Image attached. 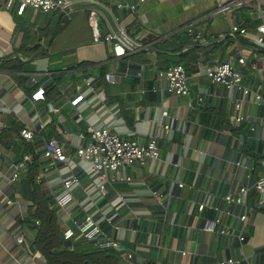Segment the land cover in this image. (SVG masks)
Wrapping results in <instances>:
<instances>
[{
    "label": "crops",
    "instance_id": "crops-1",
    "mask_svg": "<svg viewBox=\"0 0 264 264\" xmlns=\"http://www.w3.org/2000/svg\"><path fill=\"white\" fill-rule=\"evenodd\" d=\"M128 1L137 4L134 13L108 0H75L69 13L28 7L20 15L15 8L0 7V121L6 125L0 130V264H49L25 224L46 204L55 210L61 232L75 230L74 223L90 214L107 237L133 252V264H213L243 256L251 264H264V195L255 193L248 200L254 209L242 246L236 238L204 231V221L216 213L205 209L198 214L194 207L202 200L221 203L232 185L264 174L259 163L264 153L263 106L251 94L211 86L204 74L208 64H235L240 49H252L254 56L243 67V84L264 96V48L255 44L256 26L245 25L259 20L264 0H245L228 10L220 7L231 0ZM91 11L103 14L101 35L123 26L140 47L118 57L112 43L95 42ZM234 24L246 28L247 36H229ZM188 27L201 31L207 42L192 41ZM179 60L188 70L189 96L167 94L166 81L158 76ZM39 87L44 88V99L34 100L31 95ZM200 93L203 101L198 105ZM79 94L82 100L72 105ZM231 95L241 100L240 112L247 117L239 125L230 122L235 111ZM48 103L55 111L48 110ZM160 108L172 121L168 131L158 125L164 120ZM25 126L33 130L31 142L20 135ZM102 126L140 142L155 135L160 150L158 160L121 168L120 174L131 180L116 181L104 193L90 164L70 156L80 144V131ZM50 137L63 146L67 159L43 175L41 166L32 170L31 165L12 182L23 154L39 159ZM238 160L253 167L249 180L247 170L235 165ZM71 174L80 185L71 186L74 201L62 211L56 199L64 193L62 180ZM177 182L184 186L177 187ZM232 210L241 212L237 206ZM20 234L21 244L16 241ZM52 249L56 263L50 264H125L121 250H114V257L77 232L70 239L63 235Z\"/></svg>",
    "mask_w": 264,
    "mask_h": 264
},
{
    "label": "built area",
    "instance_id": "built-area-1",
    "mask_svg": "<svg viewBox=\"0 0 264 264\" xmlns=\"http://www.w3.org/2000/svg\"><path fill=\"white\" fill-rule=\"evenodd\" d=\"M75 0H0V7L5 10L16 9V12L20 15L23 14L26 8H32L36 11L44 13L48 12H62L69 13ZM115 5L119 10L134 13L137 4L129 2L128 0H108ZM144 0H139L143 2ZM245 0H231L224 6H221V10H228L231 7H239L244 5ZM103 14L96 11L89 13V25L92 29L93 40L95 42H110L113 46L115 56H122L126 53L135 52L140 43L132 39L126 32L123 26H118L116 29H110L104 35H101L98 29V24L102 20ZM260 23L256 26L255 44L258 48H264V10L259 11ZM188 36L192 41L197 43H206L207 37L201 32L192 27L186 29ZM248 34L246 28L240 27L238 24H234L230 27L229 36L234 37L240 35L246 37ZM252 49L250 51L242 48L239 50L236 63L231 61H214L208 64L205 68V76L208 79L211 86L223 87L229 92H239L243 96L252 95L255 103L263 106L264 109V96L261 90L252 89L243 84V67L253 58ZM252 69L256 70V66L253 64ZM113 74H107L109 79ZM159 78H163L166 81L164 90L167 94H173L178 96H189L191 94V84L187 75L185 67L180 63H175L162 71L158 72ZM86 85H89L86 82ZM31 97L34 100L44 99V88L39 87L35 90ZM83 95L79 94L70 101L72 105H77L82 100ZM231 102L234 105L235 111L230 115V122L233 125L242 124L247 117L243 115L241 110V100L235 95H231ZM203 101L202 94L196 96V103L200 105ZM49 111H55L50 103L47 104ZM159 116L164 120L159 122L158 125L166 131L172 126V121L168 115L167 110L160 108ZM5 124L0 121V130L5 128ZM21 137L31 142L34 136L33 130L25 126L20 130ZM80 144L73 148L70 152L71 157L78 158L85 162H88L91 166V171L96 175L99 185L98 189L104 193L106 187L116 181H130V176H122L120 169L123 167L133 166L134 164L144 165L146 160L153 159L158 160L160 157V150L157 144V137L155 135L149 136V138L140 142L138 140L124 138L115 131H112L106 126L99 128L88 127L86 131H80L78 133ZM39 159L46 161L41 166V175L49 172L56 162H64L67 159V155L64 152L63 146L55 138H47L44 142L43 150L39 154ZM34 158L32 153L25 152L21 161L15 166L16 171L12 174L11 181L15 182L19 178L20 172H26L33 164ZM259 163L264 167V153H262ZM238 167H243L247 170L246 180H249L251 176L252 166L244 165L240 160L235 162ZM35 180L40 182V176H36ZM80 185V180L75 174H71L69 177L62 180V189L64 193L61 197L56 199L57 207L66 211L68 203L73 202L74 198L70 192L72 185ZM184 183L177 182V187H183ZM153 195L159 199L160 195L156 192H152ZM264 195V174L251 182H244L237 186H231L228 191L221 197L222 202H207L206 200L198 201L194 207L198 214H201L205 209H210L216 213L215 218L209 220L206 219L203 223L202 229L206 232L217 234L226 238H236L240 246L246 239L247 231L251 222V216L253 213V206L248 203L252 194ZM8 203H11L9 199H6ZM161 203V201H159ZM232 206L241 208V212L236 214L232 210ZM232 220H235L233 223ZM111 224V222H108ZM235 224V225H234ZM75 230L67 227L63 231V235L66 239H70L77 232L85 240L95 241L99 248H112L114 250L122 251V259L125 264H133V252L124 250L120 243L113 238H109L105 235L102 227L97 224L94 218L85 213L80 221L74 223ZM115 229L119 226L114 225ZM23 240L22 234L17 236V243L21 244ZM185 255V252H182ZM251 264L246 260V257L240 259L226 258L222 260H216L213 264Z\"/></svg>",
    "mask_w": 264,
    "mask_h": 264
},
{
    "label": "trees",
    "instance_id": "trees-1",
    "mask_svg": "<svg viewBox=\"0 0 264 264\" xmlns=\"http://www.w3.org/2000/svg\"><path fill=\"white\" fill-rule=\"evenodd\" d=\"M259 23H260L259 20L245 21V25L247 26L249 25L257 26ZM179 63H182V60H179ZM187 71L188 70L186 69V72ZM33 156L35 155L33 154ZM37 159L38 157L35 156L34 162L32 164L34 165V168H32V170H36L39 166L43 165V163H41L39 159L38 160ZM30 181H33V177H30ZM36 211H37V215L32 216L33 218L28 217L26 219L25 224L27 225L29 230H31L32 233L34 234L33 235L34 243L37 246V248L42 252V254L47 258L48 263L49 264L56 263L55 262L56 257L54 256L52 248L57 240H59L60 238L63 239V234H62L63 232L60 231L57 223L56 212L53 208L51 207L49 208L48 204H46L45 206L38 207ZM42 215H44V218L41 217ZM37 219L39 220L38 225L35 224ZM107 251H110V254L114 255L113 254L114 249L106 248V252ZM114 257L116 256L114 255ZM58 261H63V260H57V262Z\"/></svg>",
    "mask_w": 264,
    "mask_h": 264
},
{
    "label": "rangeland",
    "instance_id": "rangeland-1",
    "mask_svg": "<svg viewBox=\"0 0 264 264\" xmlns=\"http://www.w3.org/2000/svg\"><path fill=\"white\" fill-rule=\"evenodd\" d=\"M185 67V66H184ZM186 69V68H185ZM187 75H188V71H187Z\"/></svg>",
    "mask_w": 264,
    "mask_h": 264
}]
</instances>
